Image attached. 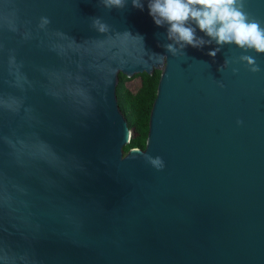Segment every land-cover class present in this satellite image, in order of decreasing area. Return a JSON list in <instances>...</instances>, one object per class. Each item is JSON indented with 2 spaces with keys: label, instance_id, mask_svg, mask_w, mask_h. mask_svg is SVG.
Wrapping results in <instances>:
<instances>
[{
  "label": "water",
  "instance_id": "obj_1",
  "mask_svg": "<svg viewBox=\"0 0 264 264\" xmlns=\"http://www.w3.org/2000/svg\"><path fill=\"white\" fill-rule=\"evenodd\" d=\"M142 2L0 0V264H264V54L172 56ZM246 11L264 24V0ZM241 55L261 71L219 70ZM155 70L145 147L125 152L118 75Z\"/></svg>",
  "mask_w": 264,
  "mask_h": 264
},
{
  "label": "clouds",
  "instance_id": "obj_2",
  "mask_svg": "<svg viewBox=\"0 0 264 264\" xmlns=\"http://www.w3.org/2000/svg\"><path fill=\"white\" fill-rule=\"evenodd\" d=\"M99 2L106 9H119L125 6L126 0ZM131 4L132 7L143 10L142 0H131ZM147 7L155 25L167 26L166 38L171 43L164 47L172 56L184 55L183 49L186 47L199 49L213 43L216 47L207 53L212 58L225 45H234L245 52L251 50L256 54H264V24L246 11V0H148ZM50 23L48 17L42 16L37 28L45 30ZM10 27L15 30L14 26ZM91 27L97 32L109 29V25L98 17L92 18ZM197 28L208 39L197 36ZM138 38L142 44V38ZM155 57L166 61L163 55ZM14 63V57H10V66ZM229 63H242L251 73L261 71L255 58L250 55H241L235 61L225 59L219 70L227 67ZM237 71V68L232 69L233 74ZM216 83L218 87H223L222 82ZM236 123L239 125L242 121L237 120ZM144 159L158 171L165 166L159 156L145 155Z\"/></svg>",
  "mask_w": 264,
  "mask_h": 264
},
{
  "label": "trees",
  "instance_id": "obj_3",
  "mask_svg": "<svg viewBox=\"0 0 264 264\" xmlns=\"http://www.w3.org/2000/svg\"><path fill=\"white\" fill-rule=\"evenodd\" d=\"M136 75L140 77V85L134 91L126 85L130 78L122 74L118 75L116 86L118 107L132 132L129 143L124 147L125 152L131 148L143 149L145 147L149 114L156 96L160 71L155 70L151 74Z\"/></svg>",
  "mask_w": 264,
  "mask_h": 264
},
{
  "label": "rangeland",
  "instance_id": "obj_4",
  "mask_svg": "<svg viewBox=\"0 0 264 264\" xmlns=\"http://www.w3.org/2000/svg\"><path fill=\"white\" fill-rule=\"evenodd\" d=\"M126 85L134 91L140 85V77L138 75H134L126 82Z\"/></svg>",
  "mask_w": 264,
  "mask_h": 264
}]
</instances>
